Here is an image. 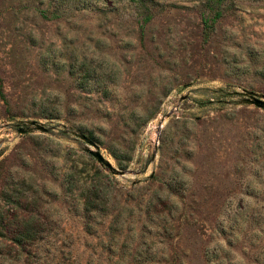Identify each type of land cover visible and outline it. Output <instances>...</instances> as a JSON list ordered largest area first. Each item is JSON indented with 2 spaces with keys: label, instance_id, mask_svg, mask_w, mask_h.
Returning a JSON list of instances; mask_svg holds the SVG:
<instances>
[{
  "label": "rangeland",
  "instance_id": "obj_1",
  "mask_svg": "<svg viewBox=\"0 0 264 264\" xmlns=\"http://www.w3.org/2000/svg\"><path fill=\"white\" fill-rule=\"evenodd\" d=\"M0 91V264H264V0H0Z\"/></svg>",
  "mask_w": 264,
  "mask_h": 264
},
{
  "label": "water",
  "instance_id": "obj_2",
  "mask_svg": "<svg viewBox=\"0 0 264 264\" xmlns=\"http://www.w3.org/2000/svg\"><path fill=\"white\" fill-rule=\"evenodd\" d=\"M242 95H244L243 101L251 103L259 108H264V97L263 96H258L255 93L251 92V91H245L243 93H241ZM28 126L25 127H18L17 128V132L18 133H24L28 130L31 129H37L39 131H45V128L35 122V121H28L27 122ZM76 137H78L79 139H81L86 146L83 148V150L89 154L92 158L95 159V161L97 163H99L101 166L105 167L108 171H110L111 173H119V170H116L114 167H112V165L100 154V152L98 151V148L96 146V144L89 139L86 135L82 134V133H73Z\"/></svg>",
  "mask_w": 264,
  "mask_h": 264
},
{
  "label": "trees",
  "instance_id": "obj_3",
  "mask_svg": "<svg viewBox=\"0 0 264 264\" xmlns=\"http://www.w3.org/2000/svg\"><path fill=\"white\" fill-rule=\"evenodd\" d=\"M0 94H1V91H0ZM87 136H88L90 139H92V140L94 139V137H93V135H92L91 133L88 134Z\"/></svg>",
  "mask_w": 264,
  "mask_h": 264
}]
</instances>
